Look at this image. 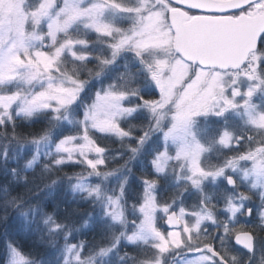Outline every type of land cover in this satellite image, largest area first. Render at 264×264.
Here are the masks:
<instances>
[{
	"label": "snow or ice",
	"instance_id": "1",
	"mask_svg": "<svg viewBox=\"0 0 264 264\" xmlns=\"http://www.w3.org/2000/svg\"><path fill=\"white\" fill-rule=\"evenodd\" d=\"M240 7L247 11L236 18L239 26L258 29L255 46L227 51L185 42L172 9L190 16L214 10L180 0H36L23 19H0V133L37 152L52 143L45 156L55 154L56 168L81 165L84 171L69 177L71 189L83 192L107 221L106 242H72L70 234L89 228L94 213H84L83 224L58 222L54 213H45L43 223L53 234L47 245L56 250L59 264H103L113 255L131 264H236L245 253L251 264L258 249L264 264V245L258 246L255 228L249 227H264V108L254 103L257 93L264 94V0ZM78 27L104 43L106 54L83 51L93 42L74 35ZM122 56H130L135 69L126 61L125 71L110 76ZM229 68L233 71H223ZM93 83L95 91L82 99ZM233 112L244 118L248 132L228 127ZM140 113L146 122L130 123ZM41 117L38 133L17 132ZM201 119L218 122L210 125L207 142L195 129ZM60 128L65 134L52 142ZM156 134L160 146L148 160L151 171L141 160L140 191L129 200L135 165ZM105 137L124 143L127 155L114 157L123 158L122 164L109 167ZM216 147L229 155L214 164L207 157ZM0 155L7 159L6 151ZM93 177L100 182H91ZM162 181L171 193L166 198ZM189 192L197 195L195 203H186ZM121 249L128 250L121 254ZM0 260L34 264L12 242Z\"/></svg>",
	"mask_w": 264,
	"mask_h": 264
},
{
	"label": "trees",
	"instance_id": "2",
	"mask_svg": "<svg viewBox=\"0 0 264 264\" xmlns=\"http://www.w3.org/2000/svg\"><path fill=\"white\" fill-rule=\"evenodd\" d=\"M44 119L41 117L31 126L18 127L17 132L21 135H34L41 130ZM0 136L5 140L9 139L2 133ZM14 144L7 149V159L0 155V257L5 254L7 242H12L22 252L32 256L34 264H59L55 258L56 250L47 245L53 234L48 232L43 219L45 213H54L58 222L83 223L80 218L84 214V202L79 196H73L68 189V178L77 168L71 162L62 168H56L52 164L53 158H40L33 166H25L26 159L17 158L12 152L18 146L16 142ZM9 150L13 159L10 158ZM85 201L87 202L86 199ZM97 238L96 230L91 225L89 228H81L79 233L70 234V239L74 242L89 240L91 244H96ZM60 243L62 239L57 237V245ZM244 256H247L246 253L238 256L240 264Z\"/></svg>",
	"mask_w": 264,
	"mask_h": 264
},
{
	"label": "rangeland",
	"instance_id": "3",
	"mask_svg": "<svg viewBox=\"0 0 264 264\" xmlns=\"http://www.w3.org/2000/svg\"><path fill=\"white\" fill-rule=\"evenodd\" d=\"M36 3V0H0V19H3L5 22L7 21H12V22H16L20 19H23L24 16L31 10V8L34 6V4ZM187 14V13H186ZM109 17H111L112 13L109 12L107 14ZM187 18H188V14H187ZM117 22L118 23H122L123 26H127L126 21L121 22L119 20V17H117ZM30 27V24H29ZM73 34L83 37L87 40L92 41L93 43L91 44V47L88 49H82L83 51H90L94 54H106L107 49L104 45V43L100 42L99 40H97V37L91 33L88 32V30L82 28V27H78L75 28L73 30ZM128 62L130 64V67L133 68V70L135 69L136 65L135 62L131 61V57H121L120 60L118 61V65L112 70V72L109 74L110 76L112 74L115 73H119L122 71H125L124 68V63ZM89 67H91L92 65L89 64ZM69 67H71V65H69ZM262 71H264V68L261 69ZM226 72H231V70H228ZM224 79L226 82H230L233 77L230 74H227L224 76ZM240 85L242 87H246L248 84V81L245 80L244 78H240L239 81ZM95 87L96 84L93 83L83 94L82 99L87 100L92 93L95 91ZM154 88L152 89V92L154 93ZM147 94V92H146ZM254 103H256L257 105H259L261 108H264V94L261 93H257L255 96V100ZM228 119V127L234 129L238 134H244L246 132H248V128L244 125L243 120L244 118L241 115H237L236 113H230L227 117ZM142 122H146V114L140 113L137 116H135L132 121H130V123H134V124H139ZM218 123L215 120H210V119H201L200 122L195 126V129L198 133V135L200 136V138L207 142L209 136L211 135L212 132V127H210V125L215 126V124ZM219 123H222V121H220ZM205 129H207V131H205ZM66 129L64 128H60L57 129L54 133V139L55 137H60L63 134H65ZM8 139V137H7ZM53 139V140H54ZM257 139H259V137H257ZM5 140L4 137L0 136V151L1 153H4L5 151L7 152V149L13 147L14 144V140L9 141ZM54 142V141H52ZM17 143V142H16ZM101 143L108 145L110 150L108 151V157L112 158L110 159V163H109V167H115L116 165H118V163L120 162V164L123 163V158H119L117 157L116 159L114 158L116 156L117 153H122L124 154V156L127 155V150L124 147V143L119 141L118 138H101ZM18 144V143H17ZM15 145V144H14ZM52 143H49L48 145H41L39 152L36 151L35 147L31 144H25L23 146V148H21V146L18 144V146L15 147V150H13L12 152L18 157H24L26 159L25 161V166L29 167V161H32V165L33 166L36 162H38L40 160V158L43 159H51V158H55V154H53V156L51 157H46L45 153L49 152L52 149ZM160 146V138L159 135L156 134L152 137V139L148 142V144L146 145V147L143 150V153L140 157V160L137 161L136 165H135V173L136 175H133L130 179L129 182V187L127 189L126 192V196L129 200H134L137 198V194L140 191V182L138 180V175L140 174L141 171V163L140 161H143V166L150 172V166L148 164V160L152 155V150L153 148H158ZM10 152V158L13 159L14 157L11 154V150H9ZM18 153V154H17ZM225 155H229V153L224 152V150H222L219 147H216L213 149V151L211 153H209L207 159L211 162V163H218L220 160H222L224 158ZM34 156H38L39 159L37 160H33ZM115 163V164H114ZM76 169V172H83L84 169L81 165H76L74 164ZM72 176V175H71ZM68 180H70L68 183V189L70 192H72L73 196L77 195L81 198V201L84 202V205L82 206L83 209V213L86 212H93L94 215L90 221V225H94L95 230H96V236H98L97 238V243H104L106 242V238L108 235V230L106 229L105 225L107 223V221H103L101 220V217L99 215L100 209L98 206L94 207L93 203L90 200H87V202L85 201V194L83 192H73L71 189V184L73 183V181L71 179L68 178ZM91 182H100L98 180V178H90ZM116 182V178H111L109 179L106 184L108 188H111L113 186V184ZM167 185V181H162L161 183V188H160V193L162 198H166L167 196L171 195ZM243 190V189H241ZM211 191V190H210ZM253 199H256L255 197H253ZM185 201L188 204H192L195 203L197 201V195L195 193L189 192L186 194L185 196ZM258 203V201H257ZM131 214V211H130ZM84 215H81L80 221L83 222L84 219ZM243 223V222H242ZM83 224V223H82ZM249 227L255 228V232H256V239H257V244L259 245H264V227H255V225H249ZM74 242V241H73ZM95 242V241H94ZM128 249H121V254L124 251H127ZM245 258H243V262L241 264H249V258L248 256H244ZM260 260H261V250L258 249L257 255L252 257L251 259V264H260ZM103 264H131V261H118L116 256L113 255L112 257L105 259L103 261ZM174 264H179V260H176L174 262ZM236 264H240L238 261H236Z\"/></svg>",
	"mask_w": 264,
	"mask_h": 264
},
{
	"label": "water",
	"instance_id": "4",
	"mask_svg": "<svg viewBox=\"0 0 264 264\" xmlns=\"http://www.w3.org/2000/svg\"><path fill=\"white\" fill-rule=\"evenodd\" d=\"M180 2L194 8L214 10L209 14L195 15L187 19L184 9H172V20L182 27L185 42L189 46L208 51H227L240 45L255 46V34H258V29L241 27L236 18L227 15L242 10L240 6L248 5L249 0H180Z\"/></svg>",
	"mask_w": 264,
	"mask_h": 264
},
{
	"label": "flooded vegetation",
	"instance_id": "5",
	"mask_svg": "<svg viewBox=\"0 0 264 264\" xmlns=\"http://www.w3.org/2000/svg\"><path fill=\"white\" fill-rule=\"evenodd\" d=\"M245 11H247V8H244V9H242L240 11H237V12H234V13H230V14H228V16L237 18V17L241 16ZM194 15H196V14H192L191 16L188 14V18H190V17H192ZM228 70L233 71L232 69H226V70H223V71H228Z\"/></svg>",
	"mask_w": 264,
	"mask_h": 264
}]
</instances>
